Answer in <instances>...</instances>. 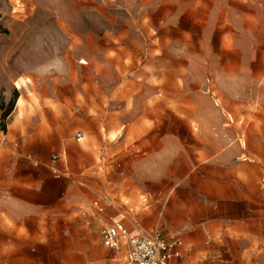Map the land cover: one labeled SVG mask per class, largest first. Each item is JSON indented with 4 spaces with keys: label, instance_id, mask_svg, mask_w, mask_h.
<instances>
[{
    "label": "rangeland",
    "instance_id": "1",
    "mask_svg": "<svg viewBox=\"0 0 264 264\" xmlns=\"http://www.w3.org/2000/svg\"><path fill=\"white\" fill-rule=\"evenodd\" d=\"M118 220L264 264V0H0V264H123Z\"/></svg>",
    "mask_w": 264,
    "mask_h": 264
},
{
    "label": "built area",
    "instance_id": "2",
    "mask_svg": "<svg viewBox=\"0 0 264 264\" xmlns=\"http://www.w3.org/2000/svg\"><path fill=\"white\" fill-rule=\"evenodd\" d=\"M76 135L81 137L82 133ZM101 240L113 251L125 249L123 264H180L186 253V242L180 235L159 229L133 234L122 221L105 225Z\"/></svg>",
    "mask_w": 264,
    "mask_h": 264
},
{
    "label": "crops",
    "instance_id": "3",
    "mask_svg": "<svg viewBox=\"0 0 264 264\" xmlns=\"http://www.w3.org/2000/svg\"><path fill=\"white\" fill-rule=\"evenodd\" d=\"M216 103L218 104V102L216 101ZM118 221H121V220H118ZM123 222V221H122ZM113 223V222H112ZM124 224H125V222H123ZM111 224V223H110ZM108 225V224H107ZM126 225V224H125ZM127 226V225H126ZM127 228L130 230V232L131 233H133V234H137V233H141L140 231H133V230H131L128 226H127ZM143 234V233H142ZM185 240V239H184ZM186 242V241H185ZM188 248H189V245H188V243L186 242V252L188 251ZM116 253H118V254H120L121 255V259H122V261H123V259H124V253H125V249L123 248L122 250H120V251H115ZM187 253H185V255H186ZM185 257V256H184ZM180 264H187L186 263V261H185V259L183 258L182 260H181V262H180Z\"/></svg>",
    "mask_w": 264,
    "mask_h": 264
},
{
    "label": "trees",
    "instance_id": "4",
    "mask_svg": "<svg viewBox=\"0 0 264 264\" xmlns=\"http://www.w3.org/2000/svg\"><path fill=\"white\" fill-rule=\"evenodd\" d=\"M2 129L6 130V125L5 124H3Z\"/></svg>",
    "mask_w": 264,
    "mask_h": 264
}]
</instances>
